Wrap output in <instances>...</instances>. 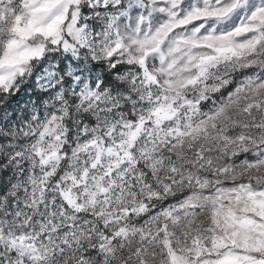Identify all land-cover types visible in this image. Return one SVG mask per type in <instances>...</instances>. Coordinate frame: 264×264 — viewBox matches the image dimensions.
Wrapping results in <instances>:
<instances>
[{
  "label": "snow or ice",
  "instance_id": "snow-or-ice-1",
  "mask_svg": "<svg viewBox=\"0 0 264 264\" xmlns=\"http://www.w3.org/2000/svg\"><path fill=\"white\" fill-rule=\"evenodd\" d=\"M0 264H264V0H0Z\"/></svg>",
  "mask_w": 264,
  "mask_h": 264
}]
</instances>
